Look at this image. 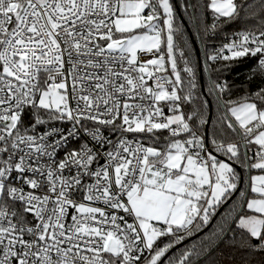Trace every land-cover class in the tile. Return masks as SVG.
Instances as JSON below:
<instances>
[{"label": "snow or ice", "instance_id": "obj_1", "mask_svg": "<svg viewBox=\"0 0 264 264\" xmlns=\"http://www.w3.org/2000/svg\"><path fill=\"white\" fill-rule=\"evenodd\" d=\"M0 264H264V0H0Z\"/></svg>", "mask_w": 264, "mask_h": 264}, {"label": "trees", "instance_id": "obj_2", "mask_svg": "<svg viewBox=\"0 0 264 264\" xmlns=\"http://www.w3.org/2000/svg\"><path fill=\"white\" fill-rule=\"evenodd\" d=\"M187 22L185 21V24H186ZM190 31V30H189Z\"/></svg>", "mask_w": 264, "mask_h": 264}]
</instances>
